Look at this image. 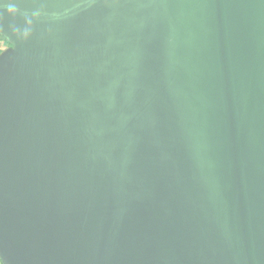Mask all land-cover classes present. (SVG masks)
<instances>
[{
    "label": "water",
    "instance_id": "obj_1",
    "mask_svg": "<svg viewBox=\"0 0 264 264\" xmlns=\"http://www.w3.org/2000/svg\"><path fill=\"white\" fill-rule=\"evenodd\" d=\"M2 264H264V0H0Z\"/></svg>",
    "mask_w": 264,
    "mask_h": 264
},
{
    "label": "trees",
    "instance_id": "obj_2",
    "mask_svg": "<svg viewBox=\"0 0 264 264\" xmlns=\"http://www.w3.org/2000/svg\"><path fill=\"white\" fill-rule=\"evenodd\" d=\"M2 42H8V41L2 35H0V52L3 50V48L1 47Z\"/></svg>",
    "mask_w": 264,
    "mask_h": 264
},
{
    "label": "rangeland",
    "instance_id": "obj_3",
    "mask_svg": "<svg viewBox=\"0 0 264 264\" xmlns=\"http://www.w3.org/2000/svg\"><path fill=\"white\" fill-rule=\"evenodd\" d=\"M10 44H9V42H2L1 43V47L4 49V48H6L7 46H9ZM0 264H2L1 263V259H0Z\"/></svg>",
    "mask_w": 264,
    "mask_h": 264
},
{
    "label": "flooded vegetation",
    "instance_id": "obj_4",
    "mask_svg": "<svg viewBox=\"0 0 264 264\" xmlns=\"http://www.w3.org/2000/svg\"><path fill=\"white\" fill-rule=\"evenodd\" d=\"M10 44V43H9Z\"/></svg>",
    "mask_w": 264,
    "mask_h": 264
}]
</instances>
